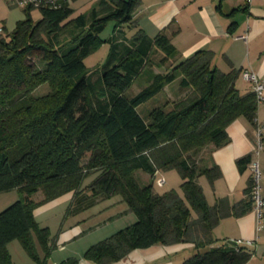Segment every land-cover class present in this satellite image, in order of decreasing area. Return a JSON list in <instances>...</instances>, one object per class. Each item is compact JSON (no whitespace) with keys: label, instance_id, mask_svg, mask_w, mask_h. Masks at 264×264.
<instances>
[{"label":"trees","instance_id":"1","mask_svg":"<svg viewBox=\"0 0 264 264\" xmlns=\"http://www.w3.org/2000/svg\"><path fill=\"white\" fill-rule=\"evenodd\" d=\"M72 2L26 5L25 17L12 31L1 27L0 193L16 190L18 198L0 210V264H11L7 244L14 239L44 264L54 243L49 228L36 221L34 208L83 188L92 195L118 194L136 217L89 245L83 257L91 262H115L155 243L189 242L196 252L181 264H244L252 255L249 245H213L212 229L220 218L254 207L252 176L240 201L229 204L219 198L209 204L199 177L212 184L220 168H198L189 153L221 146L227 125L239 116L255 125L258 104L253 92L249 88L241 93L235 87L236 71L217 69L207 50L175 63L176 48L165 33L149 38L138 30L120 40L121 26L130 25L139 0H96L76 14ZM32 7L40 10L37 20L30 15ZM109 21L114 22L113 34L103 40L99 34ZM104 43L105 61L90 69L85 57ZM154 48L164 53L161 62L172 59L169 69L151 74L145 86L127 96L125 91L152 64ZM178 74L180 86L189 92L170 108L152 106L143 118L137 107ZM43 83L48 92L35 95ZM250 162L251 154L236 160L240 171ZM172 168L181 175L182 195L175 189L158 192L154 180L142 185L135 176L137 170L153 174ZM95 171L98 176L82 186L84 177ZM39 191L41 196L33 198ZM36 243L44 258H39ZM58 264H77V258Z\"/></svg>","mask_w":264,"mask_h":264},{"label":"crops","instance_id":"2","mask_svg":"<svg viewBox=\"0 0 264 264\" xmlns=\"http://www.w3.org/2000/svg\"><path fill=\"white\" fill-rule=\"evenodd\" d=\"M7 2L14 4L12 0H7ZM139 3L141 6L134 10L130 27L125 29V25L121 26L120 40H123L124 36L130 37L138 30H140L139 33L149 38H153L161 32L165 33L170 36L171 43L176 48L173 57L175 63L197 50H207L212 53L211 63L217 69L222 72L236 71L235 87L241 93L250 88L242 78V69L249 68L257 72L258 75L264 76V0H251L250 3L245 0H139ZM242 35H246V38H243ZM163 56L164 53L160 49H153L150 56L152 66L145 77L146 81L149 80L151 74L163 73L169 69L160 64V59ZM157 57L158 60L155 59ZM164 62L168 65L172 59ZM175 80L167 83L158 94L170 88ZM238 80L244 83V90L238 87ZM261 107V104H258L256 117L259 120L264 119ZM226 131L227 139L221 146L212 148L208 145V156L205 161L208 167L213 164L218 165L221 175L212 184L206 178L203 182L205 186L199 177L209 204H213L219 198H226L229 204L240 201L245 197V188L251 175L250 165L240 171L236 160L246 154H251V159L255 157L254 125L245 117L239 116L227 125ZM262 142H264V135H262ZM261 150L260 157L264 155V147ZM39 193L41 196L40 191ZM103 199L106 197L101 194L92 195L90 190L83 188L77 192H73V190L65 192L34 208L33 214L36 221L40 226L49 228L54 243L44 264H58L68 257H76L77 264H96L83 257L85 249L134 222L136 217L133 212L128 210L121 197L118 199L114 196L100 210L101 213H107L100 219L101 221L83 228L82 224L89 220L87 217L90 215H87L89 207ZM61 213L68 216L74 214L86 216L71 222L64 220L63 225L60 224L59 230L52 232L47 218ZM91 215L96 216L94 213ZM120 218H122L121 221H118ZM110 220L112 221L111 226L115 228L106 232L105 236L86 239L85 235H82L85 230L92 229L100 223L106 224ZM212 236L216 243L220 244L228 239H240L243 243H247L248 248L252 250L250 259L244 264H264V226H259L254 207L243 215H228L220 218L212 229ZM219 237H222V240ZM61 241H64L63 243L67 247L55 250ZM9 243L15 244L13 241ZM7 250L11 264H34L30 260L39 264L23 246L22 249H19L15 244L17 259L14 258L13 251L8 247V244ZM36 251L39 258H44V252L37 243ZM194 251L196 252V248L189 242L171 245L155 243L146 248L133 249L120 260L105 264H181L187 255Z\"/></svg>","mask_w":264,"mask_h":264},{"label":"rangeland","instance_id":"3","mask_svg":"<svg viewBox=\"0 0 264 264\" xmlns=\"http://www.w3.org/2000/svg\"><path fill=\"white\" fill-rule=\"evenodd\" d=\"M95 2H96V0H75L71 4L73 5L74 8H76V10L74 11V13L76 14V12H78V11L79 12L87 11L90 8V6ZM139 4L140 3H138V5L136 6L137 8H138V6H141V4L140 5ZM25 7H26V5H19L16 3L10 4L9 2H7V0H0V27L5 25L6 31H8V32L12 31L13 28L15 27L16 21L25 17V12H24ZM137 8H135V10H137ZM30 15H31L33 20L39 19L41 17V13H40L39 8L38 7H32ZM127 27L129 28L130 26H126L124 28L126 29ZM113 29H114V22L109 21L106 24V26L104 27V29L99 34L101 39L105 40L107 37L112 35ZM118 36H120V35H118ZM107 53H108V45L102 44L98 49L94 50L93 52H91V54H89L87 57H85V59H84L85 64L90 69L96 68L97 66L101 65L105 61V59L107 57ZM155 59L158 60V57ZM160 64L163 67H166V68L168 67L165 62H161ZM36 65H37L38 69H41V68H43L44 63L41 61H36ZM150 66H147V68L144 70V72L141 73L140 76H138L134 80V82L131 84V86L125 91V94L127 96H132L140 88H142L143 86H145L147 84L145 77L149 73L148 69L150 68ZM163 67H161V68L163 69ZM164 70H166V69H164ZM95 77H96V74L93 75V78H95ZM181 78H182V75L178 74L175 82L173 84H171L170 88L166 89L165 92H162L161 94H158V95L152 97L148 101L141 103L137 107L138 113L143 118H147L148 117L147 114H148V112L152 106L165 104L167 108H170L171 105L173 104V102H175L176 100H178L181 97H184V95L187 94L189 92V90L186 88H182L180 86L179 81ZM237 85L240 89L244 90L245 85L241 80L237 81ZM48 90H49L48 85L46 83H43V84H40L33 91V93L35 95H42V94H45L46 92H48ZM261 106H262L261 107L262 114H264V104L261 103ZM207 149H208V146H205L200 151H198L197 153H195V152L189 153L191 155L192 159L195 161L198 168H202V167L207 166V164L205 163L207 156H208V150ZM257 158H258V161L260 163V169H261V173H262L261 178H260V182H259L260 194L262 196H264V163H262V161H264V160H262V159H264V155H262V157H260V154H259V156H257ZM86 159H87V156H85L83 162H85ZM98 174H99V171H95V172H92L91 174L85 176L84 181L82 183V186L85 187L86 185L90 184L98 176ZM135 176H136L137 180L139 181V183L142 185L149 184L151 181L154 180L155 189L158 192H163L166 190L175 189L178 193H180L182 195V190L180 187V183L182 181L181 175L178 172V170H176L174 168L168 169L165 171L159 170V172L157 173V175L155 177H153L152 174H148V173H145L143 171L137 170V171H135ZM158 177L164 178L165 182L163 185L157 184L156 179ZM205 179H206L205 176H200V181L202 182L203 186H205V183H203L205 181ZM38 196H40V193L38 194V192H37L33 195V198H37ZM114 196H116V198H118V199L120 197L118 194H112V195L106 197V199L100 200L98 203L89 207L88 213H87V215L90 214L89 216H87L89 220L87 222H85V224H82V227L87 228L88 226L93 225V224L97 223L98 221H101L100 219L103 216H105L107 213H101L100 210L102 208H104V205L107 203V201H109L110 199H113ZM17 198H18V193L16 192V190L1 192L0 193V210H2L3 208H5L9 204H11ZM93 213L96 214L95 217H93V215H91ZM65 215H66L65 213H61L60 215L55 214V215L51 216L50 218H47L48 224L51 225L52 232H56L57 230H59L60 224L62 223V225H63L64 220L71 222L74 219H81V218H84L86 216L84 214H80V215L74 214L71 216H68V215L65 216ZM74 217H76V218H74ZM121 219L122 218H120L119 220L117 219V220L121 221ZM111 225H112L111 220L108 221V223H106V224L100 223L98 226L93 227L92 229L85 230L82 233V235H85L84 237L86 239L94 238L97 236L103 237V236H105L104 234H106V232H110V230L114 227ZM81 229L82 228L80 227L79 230L81 231ZM58 234L60 235L61 233H58ZM219 238H221V240H222V237H219ZM12 241H13V243L16 244V246L19 249H22L21 243L18 239H14ZM63 242L64 241L59 242L57 244V247L55 248V250L56 249H58V250L59 249H65L67 247V245ZM224 243H226V242H224ZM15 244L8 243V247L13 251L14 258L17 259L18 254L15 251ZM78 244L80 245L79 241H78ZM23 252H24V250H23ZM192 254L187 255L186 258L190 257ZM28 259L30 260V258H28ZM30 261L32 263L36 264L33 260H30Z\"/></svg>","mask_w":264,"mask_h":264},{"label":"built area","instance_id":"4","mask_svg":"<svg viewBox=\"0 0 264 264\" xmlns=\"http://www.w3.org/2000/svg\"><path fill=\"white\" fill-rule=\"evenodd\" d=\"M14 3L19 5H38L39 3L46 5H56L61 0H12ZM65 1V0H64ZM71 2V0H66ZM247 3H250L251 0H245ZM2 29L0 27V33ZM243 38H246V35H242ZM241 75L244 81L249 84L250 90L253 92L257 104L264 103V76L258 75L257 72L249 68H244L241 70ZM254 133H255V157L251 159L250 170L253 181L252 196L254 199V209L257 214L259 226L262 227V207H264V196L260 194V178H261V169L260 163L257 156L261 152L262 147H264V142H262V135H264V119L259 120L257 117L254 119ZM159 170H155L152 174L153 177L157 175ZM158 185H163L165 180L163 177H158L156 179ZM228 243H242L240 239H228ZM220 243H214L213 245H219Z\"/></svg>","mask_w":264,"mask_h":264}]
</instances>
